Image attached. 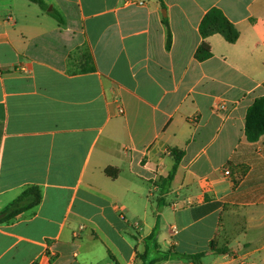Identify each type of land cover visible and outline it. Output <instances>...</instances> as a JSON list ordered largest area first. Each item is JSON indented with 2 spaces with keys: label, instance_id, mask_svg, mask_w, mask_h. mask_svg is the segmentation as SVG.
<instances>
[{
  "label": "crops",
  "instance_id": "crops-1",
  "mask_svg": "<svg viewBox=\"0 0 264 264\" xmlns=\"http://www.w3.org/2000/svg\"><path fill=\"white\" fill-rule=\"evenodd\" d=\"M43 1L0 0V212L42 193L0 264H264V0ZM212 8L240 36L199 61Z\"/></svg>",
  "mask_w": 264,
  "mask_h": 264
},
{
  "label": "trees",
  "instance_id": "trees-1",
  "mask_svg": "<svg viewBox=\"0 0 264 264\" xmlns=\"http://www.w3.org/2000/svg\"><path fill=\"white\" fill-rule=\"evenodd\" d=\"M29 1L38 4L43 10H47L48 8V5L43 0ZM159 1L161 2L163 8H165L164 1ZM51 14L57 19L60 18V16H58V14L54 11ZM164 23L167 26V48L170 49L172 46V32L169 27L168 21L164 20ZM199 30L204 40L195 55L196 59L199 61H204L212 56L211 46L206 41V39L212 34L219 33L223 35L229 43H235L240 36V33L236 29L234 24L231 23L229 19L224 15V13L218 8H212L204 16ZM245 134L249 142H257L264 135V96L257 98L248 109L246 116ZM174 157L175 163L172 171L167 178L161 180L163 185L162 191L167 190V188L170 187L172 181L174 180L178 167L182 160V153L174 151ZM112 170V168H108L106 170V173L111 176L113 175ZM114 176L116 177L117 174H115ZM41 202V190L37 186L28 187L12 204H10V206L0 212V224L10 223L20 214L40 205ZM156 234V232L152 233L151 236L148 237V240L155 239ZM210 246L212 250L216 251L217 253L224 254L228 252L226 248H217L214 242H211ZM204 255L205 253L202 252L184 257L192 260H197L202 258ZM166 259H168L167 253L162 255L161 258L152 261L150 264H154Z\"/></svg>",
  "mask_w": 264,
  "mask_h": 264
},
{
  "label": "built area",
  "instance_id": "built-area-1",
  "mask_svg": "<svg viewBox=\"0 0 264 264\" xmlns=\"http://www.w3.org/2000/svg\"><path fill=\"white\" fill-rule=\"evenodd\" d=\"M222 109H224V107H222ZM121 112H123V110H120ZM226 174H229V172H226ZM81 229H83V227H81Z\"/></svg>",
  "mask_w": 264,
  "mask_h": 264
},
{
  "label": "rangeland",
  "instance_id": "rangeland-1",
  "mask_svg": "<svg viewBox=\"0 0 264 264\" xmlns=\"http://www.w3.org/2000/svg\"><path fill=\"white\" fill-rule=\"evenodd\" d=\"M159 195V194H158Z\"/></svg>",
  "mask_w": 264,
  "mask_h": 264
}]
</instances>
